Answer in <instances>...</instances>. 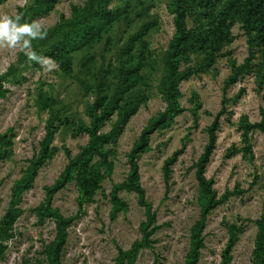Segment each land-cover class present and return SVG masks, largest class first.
Listing matches in <instances>:
<instances>
[{
  "label": "rangeland",
  "instance_id": "374dc122",
  "mask_svg": "<svg viewBox=\"0 0 264 264\" xmlns=\"http://www.w3.org/2000/svg\"><path fill=\"white\" fill-rule=\"evenodd\" d=\"M45 1L0 2V264H48L58 214L69 222L62 264L188 263L207 203L196 164L218 115L205 176L227 199L207 217L197 264H253L256 221L264 212V133L247 129L264 118L258 33L236 18L215 62L203 46L183 61L196 71L179 87L184 111L151 136L139 159L154 222L151 242L130 263L123 257L143 240L150 218L125 183L135 143L167 108L172 0H110L109 15L98 12L99 0H59L44 12ZM232 1L190 0L188 27L207 30L213 23L207 17ZM119 90L123 96L109 114ZM88 129L96 137L112 135L93 138L101 147L93 160L97 188L87 194L74 178L53 191L92 141ZM46 145L49 157L37 167ZM10 209L13 222L4 225ZM232 233L235 246L226 260Z\"/></svg>",
  "mask_w": 264,
  "mask_h": 264
},
{
  "label": "trees",
  "instance_id": "16d2710c",
  "mask_svg": "<svg viewBox=\"0 0 264 264\" xmlns=\"http://www.w3.org/2000/svg\"><path fill=\"white\" fill-rule=\"evenodd\" d=\"M4 0H0L2 2ZM59 0H46L43 3L44 12L52 9ZM110 0H99L98 12L101 15H109L110 11L106 9V5ZM191 10L190 0H172V13L174 15L175 34L169 44V50L166 57L167 74L166 85L163 91V98L167 103V108L164 112L160 113L154 118L148 126L142 131L138 141L135 143L130 154L129 164L130 172L125 183V188L129 191L135 192L140 200V204L148 208L150 222L144 224L143 240L136 242L130 251L126 252L123 259H127L133 263L140 250L148 246L151 242L149 232L150 225L154 222L153 215H151V207L146 201V192L140 183L139 159L149 146L151 136L159 129H163L169 121H172L177 116L183 113L184 109L179 103L180 84L182 81L190 78L196 71L193 68H183V61L194 52L196 48L204 49L205 57L209 63L215 62L216 56L222 51L223 47L231 41V26L236 18L243 20L245 26L249 30L256 31L258 37L264 41V0H234L226 8L224 12L218 15H210L207 18L213 21L212 26L207 30L194 31L188 27L187 19ZM198 35L195 36V33ZM206 60V61H207ZM241 68H237L236 72H240ZM233 81L237 80V74L233 76ZM120 96L113 97L110 105L107 107V113L111 114L118 108L119 101L121 100L124 91L119 90ZM136 107L132 113L136 111ZM219 127V115L216 117L213 124L209 127V140L205 146L204 152L196 164L197 180L207 196V203L201 214V221L199 223V232L194 234V247L190 255V260L186 264H197L199 253L203 247V238L201 234L205 229V222L208 215L225 199L219 198L217 192L213 188L212 180H208L205 176L206 167L210 161L213 151L216 147L217 136L216 132ZM247 129H259L264 133V118L260 123L253 125L248 124ZM89 130V129H88ZM91 133L92 141L88 146L69 164L68 168L62 175V178L54 185L53 191L64 188L72 179H76L77 184L81 190L87 194L95 191L100 181V172L95 167L93 160L94 157L100 152L99 140L112 138L110 136L96 137V130ZM95 138L98 141H94ZM2 137L0 136V141ZM49 157V146L46 145L43 155L37 163V167L44 164L45 160ZM36 172V169H35ZM73 174L75 176L73 177ZM12 209L6 215L4 225H11L13 222ZM57 224V235L55 242L51 248L48 264H62V252L67 241L68 234L66 226L69 223L60 214L55 216ZM258 233L255 242V248L252 254L253 264H264V212L262 216L256 221ZM235 246V239L233 233L229 239L228 245L224 252L226 260L230 258V254ZM4 246L0 244V254Z\"/></svg>",
  "mask_w": 264,
  "mask_h": 264
},
{
  "label": "clouds",
  "instance_id": "9594fccd",
  "mask_svg": "<svg viewBox=\"0 0 264 264\" xmlns=\"http://www.w3.org/2000/svg\"><path fill=\"white\" fill-rule=\"evenodd\" d=\"M18 19V18H17Z\"/></svg>",
  "mask_w": 264,
  "mask_h": 264
}]
</instances>
